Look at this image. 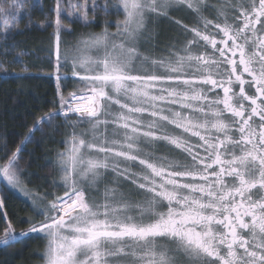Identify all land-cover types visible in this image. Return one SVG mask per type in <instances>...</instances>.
<instances>
[{
    "label": "snow or ice",
    "instance_id": "obj_1",
    "mask_svg": "<svg viewBox=\"0 0 264 264\" xmlns=\"http://www.w3.org/2000/svg\"><path fill=\"white\" fill-rule=\"evenodd\" d=\"M206 4L119 0L117 32L105 27L62 51L61 33L72 31L62 16L87 26L108 5L56 0L58 107L0 159V190L19 191L34 216L17 232L0 198V245L37 234L47 241L44 264H264V0H220L214 19ZM179 8L197 26L174 21L179 47L166 57L141 53L148 24ZM24 14L26 0H0V35ZM0 71L8 73L2 63ZM69 74L81 87L65 96ZM60 117L72 129L57 152L53 186L62 194L40 195L23 183L20 153ZM109 175L98 199L92 191Z\"/></svg>",
    "mask_w": 264,
    "mask_h": 264
},
{
    "label": "trees",
    "instance_id": "obj_2",
    "mask_svg": "<svg viewBox=\"0 0 264 264\" xmlns=\"http://www.w3.org/2000/svg\"><path fill=\"white\" fill-rule=\"evenodd\" d=\"M51 6L52 1L42 0L41 14L31 15L30 21L25 24L28 25L26 29L24 25L18 33L8 35L6 39L0 41V63L8 70L7 74L0 71V159L4 157L5 151L10 154L21 145V141L30 134L29 129L33 128L39 117L58 107L55 59L51 53L53 47L51 35L55 29L47 27L42 31L37 27L44 21L42 16L48 14ZM177 13L181 14L177 16ZM175 14L182 24L188 25L192 21L191 17L181 11H169L168 17H159L160 24H155V36L150 39L154 51L148 56L166 57L169 51L173 50L172 45L179 47L178 44L184 40L181 28L168 23ZM116 15L113 11L105 13L98 9L93 24L85 27H80L78 23L69 24L71 33H63L61 36H65V41L71 44L82 35L104 31L105 27L109 33H114L116 28L113 24L119 19ZM89 16L92 18V15ZM5 49L9 50L6 56L3 55ZM18 53H23L19 57L21 63H10ZM60 84L65 96L81 87L70 74L68 79H62ZM39 127L41 130L31 134L32 142H25L20 153L22 157L20 163L24 169L22 180L27 190L31 192L40 195L46 193L59 195L58 191L61 189L53 186V180L58 181L59 177L56 167L57 152L65 150L64 140L72 129L70 125L65 124L62 117L53 120L51 126L41 124ZM110 180L109 175L106 180L99 183V191L94 189L92 194L101 199L104 186ZM130 187L131 185L125 184L124 190L127 191ZM17 193L12 190H0V198L5 201L3 211L8 213L19 232L27 229L28 225L23 221L34 216V213L31 201ZM48 198L51 199V195ZM2 237L3 220H0V238ZM43 250V239L37 235H30L11 246L0 245V264H40Z\"/></svg>",
    "mask_w": 264,
    "mask_h": 264
},
{
    "label": "rangeland",
    "instance_id": "obj_3",
    "mask_svg": "<svg viewBox=\"0 0 264 264\" xmlns=\"http://www.w3.org/2000/svg\"><path fill=\"white\" fill-rule=\"evenodd\" d=\"M50 1H52V6L50 7L48 14H44L42 16V17H44V21L42 23L38 24V26H37L38 29L42 30V31L47 27L55 29V11H54V9L56 7V0H50ZM80 2H83V0H80ZM89 2H91V0H89ZM96 2L98 5L101 6V8H103L105 3H107V5H108L107 12L113 11L114 13L117 14L116 16L119 19H117L113 24V26L115 28H116L117 22H122L124 20V14H123L122 10H119L117 7H115V5L118 4L119 0H96ZM219 4H220V0H207V4H206L205 10H204V15L207 16L209 19H211V17L215 15V11H214V8L212 6H219ZM26 6L30 10V16L28 14H24L22 16V18L19 19L17 25L15 26V28L11 31V33L9 35H11V34L13 35V34L18 33L20 31V29L22 28V26H24L25 24L28 23V21H30V19L32 18L31 15L39 16L41 14L42 0H26ZM62 6L64 8H67V0H62ZM169 11H181L184 14H187V16L192 18V21L188 23V26L189 27L197 26L196 17L191 12V10H188L186 8H179V9H170ZM89 14L92 15L91 11L89 12ZM179 14H181V13H177V16ZM90 19H92V18H90ZM160 19L161 18H157L156 20H154L153 23L150 22L148 24V31L144 35H142L140 40H139V50H140V52L142 51L145 55H152L151 53L154 51V48H153V50L151 48L152 46L150 44V39H151V37L153 38L155 36L156 32H155L154 26H155V24H160ZM174 21H179L178 18L176 17V14H175V17H171V21H169L168 23L171 25H174V27L179 28V26L176 23H174ZM62 22L67 27L69 24H73V23H78L80 25V27H85V25L83 24L82 21H76V22L70 23L69 20L63 16H62ZM89 25H91V24H89ZM26 26L28 27V25H25L24 29L27 28ZM0 29H2V23H0ZM100 32L102 33L103 31H99V33ZM115 32H117V28L115 29L114 33ZM63 33L66 34L69 32H62L61 34H63ZM99 33H95V34H99ZM90 34H93V32H91ZM51 37H52V43H53L51 53L53 54V59H55V55H54V34L53 33H52ZM4 39L5 38L2 35H0V41H2ZM76 41L77 40H73L71 42V44H69V42L65 41V36H61V50L63 51V50H65V48L70 49L72 46H74L76 44ZM150 50H152V51L149 53ZM159 56H160V54H159ZM57 174H58L57 175V177H58L59 172H57ZM58 179H59V177H58ZM14 192L17 193V191H14ZM58 192H60V194H62V190L58 191ZM17 194L19 195L20 193H17ZM31 235H37V234H31ZM43 241H44V250H45V246L47 244V241H46V239H43ZM44 250H43V255H42V261L40 264H44ZM123 260L125 261V264H131V258L130 257H124Z\"/></svg>",
    "mask_w": 264,
    "mask_h": 264
},
{
    "label": "flooded vegetation",
    "instance_id": "obj_4",
    "mask_svg": "<svg viewBox=\"0 0 264 264\" xmlns=\"http://www.w3.org/2000/svg\"><path fill=\"white\" fill-rule=\"evenodd\" d=\"M215 18V15L211 17V19H214Z\"/></svg>",
    "mask_w": 264,
    "mask_h": 264
}]
</instances>
